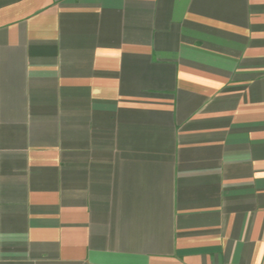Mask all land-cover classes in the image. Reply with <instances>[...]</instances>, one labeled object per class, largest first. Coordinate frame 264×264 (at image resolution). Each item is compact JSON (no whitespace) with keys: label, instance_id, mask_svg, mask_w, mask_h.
<instances>
[{"label":"crops","instance_id":"0c3cea01","mask_svg":"<svg viewBox=\"0 0 264 264\" xmlns=\"http://www.w3.org/2000/svg\"><path fill=\"white\" fill-rule=\"evenodd\" d=\"M0 264H264V0H0Z\"/></svg>","mask_w":264,"mask_h":264}]
</instances>
